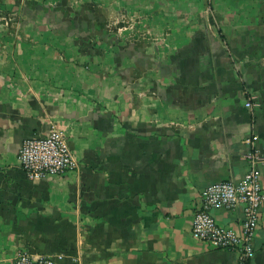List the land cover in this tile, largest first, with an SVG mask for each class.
<instances>
[{"label":"crops","instance_id":"0c3cea01","mask_svg":"<svg viewBox=\"0 0 264 264\" xmlns=\"http://www.w3.org/2000/svg\"><path fill=\"white\" fill-rule=\"evenodd\" d=\"M105 10L124 16L128 39L94 42L88 58L72 40L58 53L32 39V0H0V264L19 254L236 264L191 226L202 191L239 182L251 149L264 189V0H113ZM54 125L76 168L28 180L20 145ZM210 214L240 232L241 206ZM253 246L248 264H264V206Z\"/></svg>","mask_w":264,"mask_h":264},{"label":"built area","instance_id":"2783aa9c","mask_svg":"<svg viewBox=\"0 0 264 264\" xmlns=\"http://www.w3.org/2000/svg\"><path fill=\"white\" fill-rule=\"evenodd\" d=\"M246 107H250V104L246 103ZM245 159L248 170L239 182H215L202 191L200 206L194 213L191 226L193 238L206 242L213 248L236 253V264H248L254 253L253 237L258 227L260 210L264 206V189L259 170L261 156L256 149H251ZM17 164L31 181L62 177L74 170L76 161L67 143L66 130L54 125L45 136L23 140L18 150ZM238 206L243 211L240 232L218 225L210 214L212 209L231 211ZM13 264L62 263L49 258H32L27 254H19Z\"/></svg>","mask_w":264,"mask_h":264},{"label":"rangeland","instance_id":"374dc122","mask_svg":"<svg viewBox=\"0 0 264 264\" xmlns=\"http://www.w3.org/2000/svg\"><path fill=\"white\" fill-rule=\"evenodd\" d=\"M113 0H32V39L50 40L54 45L53 50L64 53L66 48L62 47L63 42L72 40L75 44L82 45L79 51H84L89 55L93 47L91 44L99 42L108 43V39L117 38L118 41L128 39L125 32V23L123 15L113 16L108 10L99 11L101 8H107L109 2ZM26 12V11H25ZM25 12L22 13L20 22L25 18ZM117 19V31H114V21ZM9 23L17 20H8ZM113 23V24H112ZM122 28L124 30H122ZM53 30V31H52ZM124 44V43H123ZM70 48V47H69ZM107 47L105 51L107 52ZM125 50V48H123ZM131 53L139 55L140 45L128 48ZM82 63L83 65H88ZM124 64V63H123ZM134 63L129 62L128 65ZM131 66L127 69L130 70ZM139 68V67H138Z\"/></svg>","mask_w":264,"mask_h":264}]
</instances>
